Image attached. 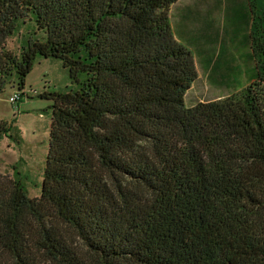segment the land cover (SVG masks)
<instances>
[{
	"label": "trees",
	"instance_id": "1",
	"mask_svg": "<svg viewBox=\"0 0 264 264\" xmlns=\"http://www.w3.org/2000/svg\"><path fill=\"white\" fill-rule=\"evenodd\" d=\"M177 1L0 0V94L23 91L38 56L79 85L39 96L52 101L40 197L0 174V264H264V0H248L253 77L189 107ZM30 15L45 38L18 56L6 40Z\"/></svg>",
	"mask_w": 264,
	"mask_h": 264
},
{
	"label": "rangeland",
	"instance_id": "2",
	"mask_svg": "<svg viewBox=\"0 0 264 264\" xmlns=\"http://www.w3.org/2000/svg\"><path fill=\"white\" fill-rule=\"evenodd\" d=\"M168 17L175 39L190 40L184 41L196 62L198 78L185 95L187 107L224 99L247 85L255 74L247 61L251 21L248 0H179L172 11L169 8ZM34 21L33 15L17 21L6 40L8 51L19 56L28 40H44L45 33ZM77 90L79 85L71 80L60 59L38 56L25 79L24 90L7 85L0 94V121L10 128L0 137V174L18 177L30 198L41 195L49 147L52 101L39 96ZM22 92L21 100L9 101Z\"/></svg>",
	"mask_w": 264,
	"mask_h": 264
},
{
	"label": "built area",
	"instance_id": "3",
	"mask_svg": "<svg viewBox=\"0 0 264 264\" xmlns=\"http://www.w3.org/2000/svg\"><path fill=\"white\" fill-rule=\"evenodd\" d=\"M18 99H19V94L16 93V94H14L13 97H10V98H9V101H10L11 103H15Z\"/></svg>",
	"mask_w": 264,
	"mask_h": 264
},
{
	"label": "crops",
	"instance_id": "4",
	"mask_svg": "<svg viewBox=\"0 0 264 264\" xmlns=\"http://www.w3.org/2000/svg\"><path fill=\"white\" fill-rule=\"evenodd\" d=\"M178 1H179V0H178ZM176 3H177V2H176ZM176 3H174V4H172V5L170 6L171 11H172V7L175 6ZM171 29H172V28H171ZM172 32H173V31H172ZM173 35H174V33H173ZM174 37H175V35H174ZM179 38H180V37H179ZM181 38H183V39H181ZM181 38H180V40L183 42V44H186L185 41H186V42H190V40H188V39H186V38H184V37H181ZM184 40H185V41H184ZM182 42H181V43H182Z\"/></svg>",
	"mask_w": 264,
	"mask_h": 264
}]
</instances>
